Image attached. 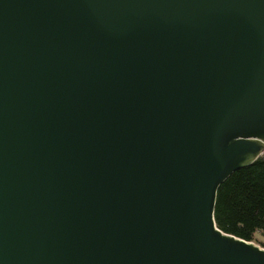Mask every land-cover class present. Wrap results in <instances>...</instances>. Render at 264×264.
<instances>
[{"label":"water","instance_id":"95a60500","mask_svg":"<svg viewBox=\"0 0 264 264\" xmlns=\"http://www.w3.org/2000/svg\"><path fill=\"white\" fill-rule=\"evenodd\" d=\"M263 155L264 0H0V264H264Z\"/></svg>","mask_w":264,"mask_h":264},{"label":"trees","instance_id":"16d2710c","mask_svg":"<svg viewBox=\"0 0 264 264\" xmlns=\"http://www.w3.org/2000/svg\"><path fill=\"white\" fill-rule=\"evenodd\" d=\"M215 220L222 231L258 243L264 235V155L220 186Z\"/></svg>","mask_w":264,"mask_h":264},{"label":"rangeland","instance_id":"374dc122","mask_svg":"<svg viewBox=\"0 0 264 264\" xmlns=\"http://www.w3.org/2000/svg\"><path fill=\"white\" fill-rule=\"evenodd\" d=\"M256 244L260 245L261 247H264V235H259L258 236V243L255 242Z\"/></svg>","mask_w":264,"mask_h":264}]
</instances>
